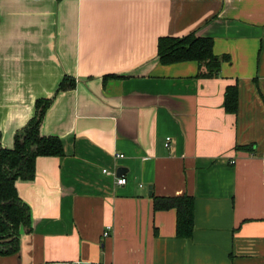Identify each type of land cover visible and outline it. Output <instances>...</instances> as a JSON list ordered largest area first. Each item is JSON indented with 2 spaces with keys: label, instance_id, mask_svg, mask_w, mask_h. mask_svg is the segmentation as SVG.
Instances as JSON below:
<instances>
[{
  "label": "crops",
  "instance_id": "0c3cea01",
  "mask_svg": "<svg viewBox=\"0 0 264 264\" xmlns=\"http://www.w3.org/2000/svg\"><path fill=\"white\" fill-rule=\"evenodd\" d=\"M190 32L229 56L217 76L159 61L161 36ZM53 96L41 133L65 155L16 182L31 229L0 264H264V0H0L3 147ZM183 194L190 238L153 204Z\"/></svg>",
  "mask_w": 264,
  "mask_h": 264
},
{
  "label": "trees",
  "instance_id": "16d2710c",
  "mask_svg": "<svg viewBox=\"0 0 264 264\" xmlns=\"http://www.w3.org/2000/svg\"><path fill=\"white\" fill-rule=\"evenodd\" d=\"M211 37L190 32L181 37L161 36L158 40V57L162 64L196 61L199 77L212 78L219 74L222 63L228 55L214 53ZM71 81V82H69ZM75 87V80L65 77L57 93ZM54 97L40 98L35 104V114L14 134L13 148L0 143V254H12L19 250L23 230L30 231L32 214L30 207L20 198L16 182L33 180L36 175V161L39 156L65 155L61 138L41 133L45 115ZM227 112L238 109V88L229 86L225 94ZM154 209L174 208L177 212L176 235L190 238L194 230L195 198L188 194L172 197H155Z\"/></svg>",
  "mask_w": 264,
  "mask_h": 264
},
{
  "label": "built area",
  "instance_id": "2783aa9c",
  "mask_svg": "<svg viewBox=\"0 0 264 264\" xmlns=\"http://www.w3.org/2000/svg\"><path fill=\"white\" fill-rule=\"evenodd\" d=\"M170 141H171V138L168 137L167 140H166V144H165L167 147L170 146ZM117 156H118V157H122L123 154H117ZM104 171H105V172H108V170H104ZM126 182H127V179H126L125 176H119V177L117 178V183H118L119 185H124ZM104 235L107 236V235H108V231H105V232H104ZM69 264H78V262H71V263H69Z\"/></svg>",
  "mask_w": 264,
  "mask_h": 264
},
{
  "label": "water",
  "instance_id": "95a60500",
  "mask_svg": "<svg viewBox=\"0 0 264 264\" xmlns=\"http://www.w3.org/2000/svg\"><path fill=\"white\" fill-rule=\"evenodd\" d=\"M124 169H125L124 167L118 168L117 173H118L119 176H121L123 174Z\"/></svg>",
  "mask_w": 264,
  "mask_h": 264
}]
</instances>
